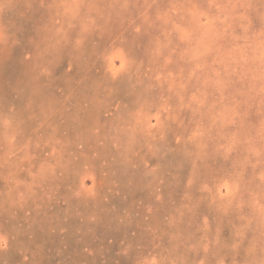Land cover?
I'll use <instances>...</instances> for the list:
<instances>
[{"label":"rangeland","instance_id":"obj_1","mask_svg":"<svg viewBox=\"0 0 264 264\" xmlns=\"http://www.w3.org/2000/svg\"><path fill=\"white\" fill-rule=\"evenodd\" d=\"M0 264H264V0H0Z\"/></svg>","mask_w":264,"mask_h":264}]
</instances>
